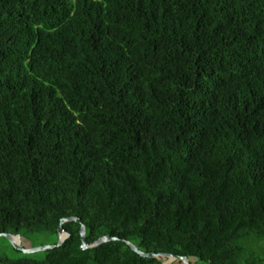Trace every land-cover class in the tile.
<instances>
[{"label":"trees","instance_id":"16d2710c","mask_svg":"<svg viewBox=\"0 0 264 264\" xmlns=\"http://www.w3.org/2000/svg\"><path fill=\"white\" fill-rule=\"evenodd\" d=\"M65 218L0 264H264V0H0V234Z\"/></svg>","mask_w":264,"mask_h":264},{"label":"water","instance_id":"95a60500","mask_svg":"<svg viewBox=\"0 0 264 264\" xmlns=\"http://www.w3.org/2000/svg\"><path fill=\"white\" fill-rule=\"evenodd\" d=\"M68 222H76V223L80 224V220L78 218L62 219L60 222V225L58 227V242L56 245H48V246H43V247H39V248L25 249L22 246L21 237L19 235L2 233V234H0V237L6 238L17 251H20L21 253L26 254V255L35 254V253H39V252H46L48 250H52V249L61 247L65 243V241L69 238L70 235L63 228V225L65 223H68ZM80 240H81V249L82 250H89V249L98 248V247H100L106 243L117 242L119 239L115 238V237L104 236V237L99 238L94 243L88 245L86 243V227L84 225H81ZM127 244L133 252H135L136 254H138L140 257H143V258L160 260L161 257H166L168 259L167 264H171L174 261H181L183 264H190V261L186 257H180V256L172 255V254L144 253V252H141L132 243L127 242Z\"/></svg>","mask_w":264,"mask_h":264},{"label":"rangeland","instance_id":"374dc122","mask_svg":"<svg viewBox=\"0 0 264 264\" xmlns=\"http://www.w3.org/2000/svg\"><path fill=\"white\" fill-rule=\"evenodd\" d=\"M21 242L23 248L25 249H33L50 245L48 238L45 236H31L29 238L23 239ZM36 254V258H43L42 252ZM3 256H7L9 258H20L22 257V254H20L19 251H17L6 238L0 237V257ZM165 263L167 264V261Z\"/></svg>","mask_w":264,"mask_h":264}]
</instances>
